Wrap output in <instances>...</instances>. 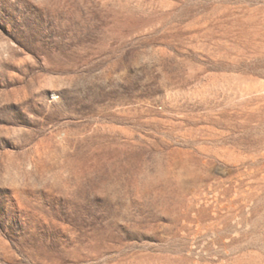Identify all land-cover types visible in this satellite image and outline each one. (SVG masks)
Here are the masks:
<instances>
[{"label":"rangeland","instance_id":"374dc122","mask_svg":"<svg viewBox=\"0 0 264 264\" xmlns=\"http://www.w3.org/2000/svg\"><path fill=\"white\" fill-rule=\"evenodd\" d=\"M0 264H264V0H0Z\"/></svg>","mask_w":264,"mask_h":264}]
</instances>
